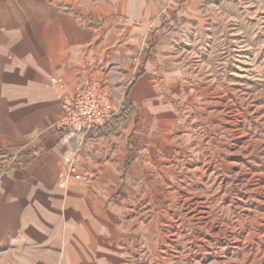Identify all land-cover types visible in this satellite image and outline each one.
<instances>
[{
    "label": "rangeland",
    "instance_id": "obj_1",
    "mask_svg": "<svg viewBox=\"0 0 264 264\" xmlns=\"http://www.w3.org/2000/svg\"><path fill=\"white\" fill-rule=\"evenodd\" d=\"M153 3L161 12L180 4ZM206 3L210 31L200 42L190 40L189 54L179 55L175 46L177 54L163 66L179 77L154 83L152 101L162 111L142 116L139 104H125L129 86L123 85L112 122L122 124L131 111V132L94 155V171L105 170L90 178L104 185V249L118 246L122 264H264V0ZM109 127L97 135L119 138L122 131ZM79 150L77 144L64 158L80 179L65 174L66 180L87 179L76 167ZM113 230L119 239L108 234ZM69 241L87 251L84 238ZM7 249L0 246V264L14 258Z\"/></svg>",
    "mask_w": 264,
    "mask_h": 264
},
{
    "label": "crops",
    "instance_id": "obj_2",
    "mask_svg": "<svg viewBox=\"0 0 264 264\" xmlns=\"http://www.w3.org/2000/svg\"><path fill=\"white\" fill-rule=\"evenodd\" d=\"M175 1L179 6L161 12L153 0H0V168L17 153L0 173V246L13 255L9 264H122L118 246L104 249V185L90 178L104 174V168L94 171V155L105 144L125 142L133 113L122 124H106L122 131L119 138L108 134L110 127L103 136L70 138L45 128L61 118L64 94L87 79L112 92L129 86L125 104H139L142 116L162 111L152 101L154 83L180 73L165 72L163 63L191 53L190 40L200 42L212 26L208 0ZM163 15L183 19L163 23ZM77 144L76 167L85 182L65 178L64 157ZM108 234L120 238L114 230ZM74 235L84 238L87 251L74 250Z\"/></svg>",
    "mask_w": 264,
    "mask_h": 264
},
{
    "label": "built area",
    "instance_id": "obj_3",
    "mask_svg": "<svg viewBox=\"0 0 264 264\" xmlns=\"http://www.w3.org/2000/svg\"><path fill=\"white\" fill-rule=\"evenodd\" d=\"M53 84L59 83L51 78ZM122 89V90H120ZM125 87L115 91L116 96L103 83L87 79L77 85L71 93L64 94L61 101L62 116L59 120L49 125L50 130L65 135L86 137L100 133L108 122H111L121 109ZM17 153L9 157L1 166L0 173L7 172L15 163ZM66 174L74 179H80L70 158H64Z\"/></svg>",
    "mask_w": 264,
    "mask_h": 264
}]
</instances>
